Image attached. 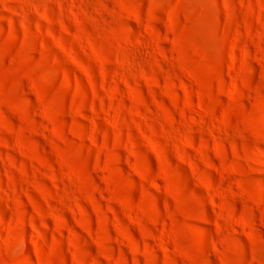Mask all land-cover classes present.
I'll use <instances>...</instances> for the list:
<instances>
[{
  "label": "rangeland",
  "instance_id": "rangeland-1",
  "mask_svg": "<svg viewBox=\"0 0 264 264\" xmlns=\"http://www.w3.org/2000/svg\"><path fill=\"white\" fill-rule=\"evenodd\" d=\"M0 264H264V0H0Z\"/></svg>",
  "mask_w": 264,
  "mask_h": 264
}]
</instances>
